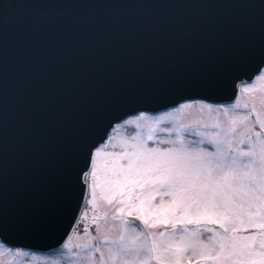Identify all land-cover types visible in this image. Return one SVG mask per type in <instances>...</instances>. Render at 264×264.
<instances>
[{
	"label": "snow or ice",
	"instance_id": "6c2138e0",
	"mask_svg": "<svg viewBox=\"0 0 264 264\" xmlns=\"http://www.w3.org/2000/svg\"><path fill=\"white\" fill-rule=\"evenodd\" d=\"M66 216L50 264H264V0L0 3V236Z\"/></svg>",
	"mask_w": 264,
	"mask_h": 264
},
{
	"label": "rangeland",
	"instance_id": "374dc122",
	"mask_svg": "<svg viewBox=\"0 0 264 264\" xmlns=\"http://www.w3.org/2000/svg\"><path fill=\"white\" fill-rule=\"evenodd\" d=\"M246 94L241 92V99L243 100L244 96ZM101 212H107L108 213V223L105 224L104 223V219L103 217H100V220H101V225L102 227H104L105 229H108L109 225H111L112 223H114L112 220H111V214H112V208L110 206H108L106 204V202L104 201H101V206L97 209H92L91 206H89V210H88V222L90 224L91 222V219L94 215H97L99 216V213ZM82 228H84L83 224H82ZM95 226H92V229H90L91 233L93 235H95V230H94ZM85 232V229L84 230H81L79 229L78 232L76 231L74 235H72V239L70 241V243L73 245L71 251L73 252H81L83 251L82 247H76L77 244H80L82 245L84 242H86L87 240V237L83 235V233ZM109 234H112L114 235L115 234V230L112 229ZM94 243L102 246L103 245V241L101 240H96L94 241ZM102 250L106 251V249H103ZM62 252H69V249H65L62 251ZM60 253V252H59ZM56 254V253H55ZM95 256L98 258L99 257V253H95ZM45 257H53L55 258V255L52 254V255H49V256H32L30 254H27V255H21L19 256V259L17 261V264H50V261L45 259ZM82 260L83 257H80V256H71V255H65L61 261H60V264H70L71 261L73 260Z\"/></svg>",
	"mask_w": 264,
	"mask_h": 264
},
{
	"label": "water",
	"instance_id": "95a60500",
	"mask_svg": "<svg viewBox=\"0 0 264 264\" xmlns=\"http://www.w3.org/2000/svg\"><path fill=\"white\" fill-rule=\"evenodd\" d=\"M3 0H0V3H2ZM194 91V90H193ZM231 89H230V95H231ZM77 201L74 198L73 204L74 206L76 205ZM74 215L78 216L79 212L74 213ZM76 220L72 219L71 216H66L63 221L61 222L60 228L59 230L56 232V234L54 235V237H52L49 240L44 241L43 243L37 244V245H47V244H59L62 243L65 238L68 236V234L70 233L71 229L73 228L74 224H75ZM3 238H5L7 241L13 242V243H17V244H35V243H31L28 241H23L20 240L16 237L13 236H3Z\"/></svg>",
	"mask_w": 264,
	"mask_h": 264
}]
</instances>
